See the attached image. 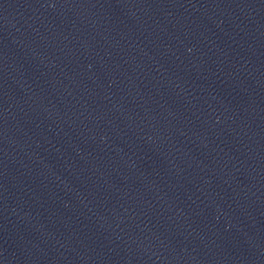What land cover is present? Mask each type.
Wrapping results in <instances>:
<instances>
[{
    "label": "water",
    "instance_id": "1",
    "mask_svg": "<svg viewBox=\"0 0 264 264\" xmlns=\"http://www.w3.org/2000/svg\"><path fill=\"white\" fill-rule=\"evenodd\" d=\"M0 264H264V0H0Z\"/></svg>",
    "mask_w": 264,
    "mask_h": 264
}]
</instances>
